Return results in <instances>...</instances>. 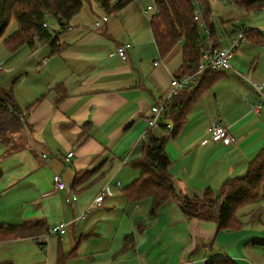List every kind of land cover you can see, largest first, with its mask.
<instances>
[{"label":"crops","instance_id":"0c3cea01","mask_svg":"<svg viewBox=\"0 0 264 264\" xmlns=\"http://www.w3.org/2000/svg\"><path fill=\"white\" fill-rule=\"evenodd\" d=\"M135 1L108 15L83 3L70 28L49 18L47 27L62 45L58 52L47 42L0 47V89H12L26 122L6 144L0 141V224L35 228L34 234L0 239V262L264 264V215L249 220L264 203V186L256 201L238 209L241 225L232 230L185 216L173 198L152 215L151 199L125 196L124 188L140 174L131 163L141 157V135L164 133L149 128L144 116L168 93L182 60L178 46L159 55L149 23L154 4L146 11ZM207 1L214 25L209 42L226 45L243 29L246 36L227 70L203 77L179 130L167 138L171 180L186 196L206 188L216 193L225 180L244 175L264 147V104L257 114L250 107L259 100L251 80L264 82V6L246 10L229 0ZM103 16L107 20L96 26ZM126 41L131 46L123 60L115 48ZM182 100L184 92L173 101ZM214 121L228 128L234 142L209 139ZM54 173L69 190L53 188ZM57 222L68 223L65 233L41 237ZM130 233L133 243L124 247Z\"/></svg>","mask_w":264,"mask_h":264},{"label":"trees","instance_id":"16d2710c","mask_svg":"<svg viewBox=\"0 0 264 264\" xmlns=\"http://www.w3.org/2000/svg\"><path fill=\"white\" fill-rule=\"evenodd\" d=\"M89 0H0V40L8 49H15L26 44L30 47L36 43L47 42L52 52H58L62 45L58 44L56 36L48 27L47 20L56 21L60 29L68 26L69 20L78 14L82 4ZM106 15L112 14L134 0H95ZM195 0H155V10L149 19L152 36L155 40L157 52L166 57L170 51L180 45L181 65L180 74L193 72L201 60V47L207 38L213 37L214 25L210 21L211 7L207 0H197L202 7L201 16L205 22L208 34L203 36L197 22L193 19ZM246 10H253L264 6V0H229ZM14 20L16 29L3 36L8 23ZM217 45V44H216ZM219 72L204 73L218 75ZM201 79V80H202ZM199 88V86H198ZM184 89L186 100L169 103L162 119H171L173 127L164 130L161 135L145 133L142 139L141 157L131 164L140 170L139 176L124 188L125 196L138 201L143 198L151 199L149 213L155 215L158 207L173 198L178 207L187 217L213 220L218 229H234L241 225L238 218V209L249 202L256 201L264 186V147L252 160L248 162L244 175L225 180L222 186L214 193L206 188L201 195L186 196L178 192L172 183L168 169L170 160L165 152L167 138L174 136L179 130L184 118L185 109L192 100V92ZM21 112L13 100L12 89H0V141L6 144L8 136L22 131L26 125L25 118L20 119ZM153 129V128H152ZM1 173V170H0ZM79 180V179H78ZM74 178V182L78 181ZM261 208L258 207L249 214V220L259 219ZM35 228L30 224H0V239L34 234ZM134 235L130 233L123 238L124 247L133 243ZM0 264H13L9 261Z\"/></svg>","mask_w":264,"mask_h":264},{"label":"built area","instance_id":"2783aa9c","mask_svg":"<svg viewBox=\"0 0 264 264\" xmlns=\"http://www.w3.org/2000/svg\"><path fill=\"white\" fill-rule=\"evenodd\" d=\"M193 5L195 7L193 12V19L195 22L198 23L203 36H207L208 29L205 22L202 20L199 2L195 0L193 2ZM151 8L152 6L150 5L146 7L147 10H150ZM106 20L107 16H103L100 21L95 22V25L99 26L101 22ZM43 26L47 27V24L43 23ZM244 37L245 36L243 35V32L240 31L236 34L235 37L231 39L228 44L223 46L216 45L212 40L209 42L207 38L206 41L203 43V46L201 47L202 57L197 65V69L193 72L185 73L183 75L171 76V78L169 79L170 89L168 93L165 95L164 98L159 99L154 105H152L149 109V114L147 116H144V121L146 125L149 128H156L161 125L164 126L166 129H169V123L166 119L162 118L173 97L184 89H187L188 91H194L195 89H197L202 82L201 79L204 73L221 72L227 70V68L231 66L230 63L236 51L235 49L241 43ZM130 46V42H123L122 44L116 46L115 53L118 54V56L124 60L127 58L126 50ZM158 62V60H154L153 64H157ZM1 67L2 66L0 64V69ZM251 82L255 92L259 96V100H257L256 103L251 104L250 107L252 108V111L257 114L264 104V82H255L253 80H251ZM19 116L20 119H23L22 113ZM207 132L209 135V139H211L212 141H222L226 144L234 142L233 135L230 133V131H228V128L223 124L219 123L218 121H214V123L209 125L207 127ZM144 135L145 132L141 135V137H143ZM71 153L72 152H68L67 156L65 157L66 161H68V157L69 155H71ZM52 186L56 190H69L66 182L58 173H54L52 176ZM105 191V188H103L95 197V204L100 205ZM69 193V196H71L72 199L77 198L76 194L71 190ZM67 224L68 223L66 222H57L56 224L47 227L41 237L48 238L49 236H57V234L59 235L65 233Z\"/></svg>","mask_w":264,"mask_h":264},{"label":"rangeland","instance_id":"374dc122","mask_svg":"<svg viewBox=\"0 0 264 264\" xmlns=\"http://www.w3.org/2000/svg\"><path fill=\"white\" fill-rule=\"evenodd\" d=\"M89 3H91V4H93V6H94V4H96V6H99L98 5V3L95 1V0H89V1H85L84 2V6L85 7H87L88 5H89ZM132 4H134V7H140V8H142V7H144V9H146V6H148V5H153L154 3H153V0H136L135 2H133ZM200 5V4H199ZM99 8V7H98ZM99 10H101L102 11V9L100 8ZM201 10H202V8H201ZM89 14L90 13H88L87 14V16H89ZM93 14H95V13H93ZM91 15V14H90ZM100 16V15H99ZM98 19H100V17L99 18H97L96 20H98ZM16 29V24H15V21L14 20H11L9 23H8V25L6 26V31H5V33L3 34V36H6L7 34H9V33H11L12 31H14ZM176 46H178V47H180V45H176ZM175 46V47H176ZM0 47H4L3 46V43L0 41ZM0 51H1V48H0ZM12 135H14V134H12ZM12 135H9L8 137V140L12 137ZM262 200H264V199H262ZM264 203H261V206H260V208H261V215H264Z\"/></svg>","mask_w":264,"mask_h":264},{"label":"bare ground","instance_id":"6f19581e","mask_svg":"<svg viewBox=\"0 0 264 264\" xmlns=\"http://www.w3.org/2000/svg\"><path fill=\"white\" fill-rule=\"evenodd\" d=\"M151 6H152V5H151ZM150 10H151V9H150ZM146 11H149V10L146 9ZM98 21H100V20H98ZM103 22H104V21H103ZM101 23H102V22H101ZM101 23H100V25H101ZM100 25H99V26H100ZM241 31L243 32V35H244V34H245V29H243V30H241ZM237 33H238V32H237ZM237 33H236V34H237ZM244 36H246V35H244ZM244 39H245V37H244ZM174 97H175V96H174ZM174 97H173V98H174ZM171 101H172V100H171ZM144 137H145V135H144L143 137L140 138V141H141ZM67 162H68V161H67Z\"/></svg>","mask_w":264,"mask_h":264}]
</instances>
